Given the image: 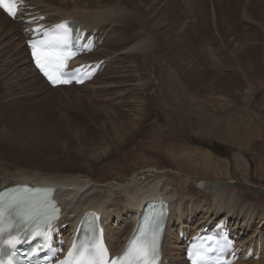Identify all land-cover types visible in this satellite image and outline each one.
<instances>
[{
	"label": "rangeland",
	"instance_id": "rangeland-1",
	"mask_svg": "<svg viewBox=\"0 0 264 264\" xmlns=\"http://www.w3.org/2000/svg\"><path fill=\"white\" fill-rule=\"evenodd\" d=\"M37 1L48 9L55 4L83 15L106 5H119L118 0L101 5L98 0ZM49 3L53 5L50 8ZM135 3L138 11L142 9L138 16L153 22L154 30H150L161 37L162 43L155 54L134 51V42L146 37L144 27L135 31L125 28L123 34L107 23L103 29L105 42L96 55L108 57V65L90 87L58 91L44 88L40 95L50 93L46 94L48 98L44 95L21 105L19 93L25 86L19 90L11 86V79L4 73L8 59L0 46L1 173L52 171L67 162L80 173L87 157L101 151L104 139L109 143L114 136L113 131L102 129L107 114L101 111L102 118L97 122L94 111L110 106L121 125L134 119L138 103L146 102L151 114H143L147 119L129 135L128 143L120 146L116 141L106 157L91 162V175L96 179L93 182L122 187L135 181L146 184L158 177L170 180L173 184L168 187L175 186L179 194L185 190L197 197L196 204L206 196L201 191L206 182L227 185L251 207L249 216L258 218L246 229L247 235L253 238L263 233L264 237V222H260L255 209L256 205L264 207V0H173L172 7L166 4L168 15L153 14L155 11L143 15L149 5L131 0L129 7ZM6 27L12 28L9 24ZM13 43L10 54L22 69L25 53L18 49L20 44L25 47L23 37ZM132 52L128 58L126 54ZM208 71L207 75L203 73ZM195 73L206 80L192 78ZM214 76L220 83L216 87L212 84ZM32 79L34 76L29 77ZM142 82L147 85L138 84ZM35 85L32 83L28 92L35 91ZM88 117L96 123L89 121V128L96 134L85 133L88 144L83 146L73 129L76 124L88 123ZM101 138L92 148L90 142ZM126 197L120 195L118 200L123 202ZM206 201L204 208L194 210L191 221L198 223L203 209L209 206ZM187 203L193 204L194 200ZM129 214H123V221ZM121 222L118 227L124 226Z\"/></svg>",
	"mask_w": 264,
	"mask_h": 264
},
{
	"label": "bare ground",
	"instance_id": "bare-ground-1",
	"mask_svg": "<svg viewBox=\"0 0 264 264\" xmlns=\"http://www.w3.org/2000/svg\"><path fill=\"white\" fill-rule=\"evenodd\" d=\"M50 1L55 3L54 2L55 0H50ZM98 1L99 3L98 2L97 3L100 5H101V2H104V1L105 3L106 2L108 4L110 3V0H98ZM118 1H119L118 6H114L115 4L109 5V6L106 5L100 11H96V12H92L90 14H84V15L71 12V10L64 9L62 6L56 7L55 4L52 9H48L46 8V6H43V5L42 6L39 5V9H42L48 15L47 20L55 21L56 19L59 20L63 17L75 18V19H78L83 24L84 27H87L90 30H92L95 27L97 28L99 27L101 31L102 29H104L107 23L113 24L114 25L113 28L116 27L117 30L121 29V31H123L122 32L123 34L125 32L124 31L125 28L132 29L135 31V30H140L139 28L144 27L143 36H145V33H146V37L144 38L140 37L136 40V42H134L135 45L132 44V46L134 45L136 48L134 51L143 52V53L145 52L147 54H155L158 49L157 46H160L162 42L160 40L161 37L157 35L158 37L157 38L156 35L154 36L155 33L153 34L152 31L150 30V29L154 30V25H152L153 22L148 21L144 16L142 17L138 16L140 14V11L142 12V9L138 11L136 7L137 3H135L133 7L130 8L129 4L131 0H118ZM143 1L149 5L147 9L143 10V15H144V12L151 13L153 11H155L153 14L168 15V13L170 12L168 11L166 4L168 5L170 4L171 7L173 5L172 4L173 0H165L164 2L165 4L163 5L164 7L162 6L161 8H158V5L162 4L163 0H143ZM36 3H39V2L36 1ZM36 3L35 5H37ZM47 6L49 7L53 5L49 3V5L47 4ZM166 18L163 20L166 21ZM7 22H11V21L0 10V42L3 41V43H0V46L4 48V51H2L4 53L3 55H6L7 56L6 58L8 59L4 63V66L7 67L4 70V73L7 72V77L11 79L10 83L13 84L11 86L12 87L17 86L16 90H19V88L22 89L25 86L24 90L20 91V93L18 92L19 94H22V96L20 97L21 99H18L20 101L19 103L21 105L24 103H31L33 101H37V98L44 96V95L46 98H48L46 94L50 95V93H45L43 95H40V94L44 88H51V87L47 84V82L43 79V77L38 73V71L32 66V63L28 56V51L26 50V47L22 46L21 44L18 50L20 52H23V55L25 53V56L23 57L24 66L22 65L23 66L22 69H18V67L16 66L17 61L14 59L15 57H13L12 54H10V50L13 49L14 38L16 34L18 33L16 32V27L10 28L8 30L3 28ZM139 24H142V25L139 26ZM112 31H114V29H112ZM102 35L104 34L102 33ZM20 36L21 35L19 34V37ZM139 42L140 44L136 46V44ZM178 42L180 43V41ZM4 43H6V45H4ZM125 48H127V46ZM132 54L133 52L126 54V56L129 58V56H132ZM99 59H102V58L101 56H97L96 53L88 56V60H99ZM2 70H3V66H2ZM22 70L24 72L23 74H22ZM203 73L207 75V73L209 74V71L203 72ZM200 75L201 74L199 73L198 74L195 73L192 76V78L194 77L197 81L204 82L206 78L200 77ZM30 76H34L35 79L29 80ZM210 76L212 77L213 74L210 73ZM96 79L97 78H95L94 81L86 85L79 86V87H90V85H93L96 82ZM214 79L215 81L212 82L213 86L216 87L220 85L218 79H216L215 76H214ZM32 83L37 84V86L35 85V87H33L35 91L28 92L30 91L29 88L31 87ZM138 84L140 85L144 84V87H145L146 83L142 82ZM71 87H75V86L57 87L53 90L58 91V89L62 90L64 88H71ZM150 101L152 102V100ZM146 105H147L146 102L138 103L137 106H135V112H133V114H135L134 119L131 120V122H128L129 120L128 121L124 120L125 122H122L121 125L117 123L116 119L119 118V116H116L118 115L116 114L117 113L116 110L111 111V109L109 108L110 106H101L97 109V111H94L96 113V118L94 119L95 121H97L96 119H98L99 121L101 120L102 118L101 111H104L105 114H107L106 116L107 120L104 119V121L106 120V122L102 124L103 126L102 129L103 131L107 130V133L113 131L114 136L113 137L111 136L109 140L111 142L109 143L108 141H106V139H104V142H103L104 144L103 146L100 147L101 151L93 152L92 155H89V157H87L86 163H85L86 166H84L81 169L84 172L82 171H80V173L79 171L76 172L75 171L76 168L72 164H70V162L69 163L67 162L68 164L62 163L63 165L57 166V170L55 169L56 168L55 167L52 169V171L20 172L14 175L13 174L9 175L4 172L1 173V168H0V188H2L3 186L7 184H14V183H21V182H43V183L56 184L59 188V198L61 202L63 203L65 212H66V216H65L66 218L64 222H71V221L78 222L80 215L85 209L96 210L101 215H103V220L106 223V227L108 230V237L110 239V242L114 246V249L118 248V244L121 242L120 239L122 237H126L125 235L128 233V228L132 223L129 218L128 219L126 218V221H123L124 220L123 214L130 213V215H132L135 212V209L137 210L139 207L143 206L145 202H147L149 199L157 198L158 196H164L165 198H168L170 201H172L171 202V212H170V217H169L170 225L168 228L167 239L165 241V247L167 248L168 253H169L167 254V256L169 257L170 262L172 263L183 262L182 256H180L179 254H176V255L171 254L172 252L176 251L178 247L176 244L177 234L174 232V222H173L174 220H175V223H178V225H181V228L182 227L187 228L186 231H188V229H190L191 231H195V229L202 226L204 222H209L219 217H223L225 220L228 218L230 219L233 229L242 235V243H244L245 241H254L256 248L258 247V244H261L259 252L261 253L263 257L264 255V242H263L264 237L262 236L263 233L261 234V236L260 234L256 235V238H255L256 240H254V237L251 239V238H246L245 236L247 234L246 229L249 226H251L253 222L258 218H256L255 216H249L248 212L251 210V207H248L245 204L243 196L238 191L233 189V187H228L227 185H217L215 183L212 184L210 182L209 183L206 182L205 185L203 184L204 189L203 190L201 189V191H204V195L206 196H204L196 204L197 201L195 200V198L197 197H195L192 194H188L185 190H181V193L179 194V191L177 190L175 186L173 188L168 187L169 184H173L171 182H168L170 180L166 179L164 181L162 180V178H158V177L149 179L146 184H143L142 182L140 184V182L135 181V182H132L131 185L127 184L122 187H116L114 185H109V184L108 185H97L93 182L96 179H94L91 175V171L93 170V163L91 162L96 163V162H99L104 157H106L107 154L110 151H112L113 144L115 145L116 141H117V144L120 146L121 145L124 146L128 143L129 135L130 134L133 135V132L135 130H139V128L142 127V120L144 121V119H147L145 117H146V114L149 113V111L147 112V108L149 106L146 107ZM116 106L117 105H114V108ZM96 108L97 107H95V110ZM143 114H145L144 118H143L144 116ZM130 116H133V115H130ZM88 118H89L88 123H85V125L83 126H79L80 124H76L74 126L75 129H73L75 133V138H77L78 141L80 140L83 146L88 144V139H87L88 135H86L85 133L89 132V133L96 134L95 131H92L89 128L90 127L89 121L91 118L90 117ZM101 140L102 138L98 140V142H93V143L90 142V144H93L91 147L94 148V145L99 144ZM105 165L107 164H104V166ZM120 195L127 196L125 200H123V202L121 200H118V196ZM193 200H194L193 204L187 203L188 201H193ZM205 200H207L205 204H209V206L205 210L203 209L202 211L203 216L201 218L204 219V221L200 222L201 221V218H200V220L198 219L199 220L198 223L200 222L199 224L197 223V221L192 222L191 219L195 216V214H193L194 210L204 208ZM184 204L186 206H184ZM255 209L258 211L259 217H261L259 218L260 222L261 221L264 222V218H262L264 217V207L258 208L256 205ZM69 213H73V214L75 213V215L71 216L72 214L69 215ZM113 221L116 224H114ZM119 221H122L123 223L122 222L121 223L124 224L125 227L121 229L120 232L113 233V230L115 229V227L118 224H120ZM241 222H243L242 225H241ZM262 257H261V260L259 261H255L252 259L250 261H239L236 264H264V258Z\"/></svg>",
	"mask_w": 264,
	"mask_h": 264
},
{
	"label": "snow or ice",
	"instance_id": "snow-or-ice-1",
	"mask_svg": "<svg viewBox=\"0 0 264 264\" xmlns=\"http://www.w3.org/2000/svg\"><path fill=\"white\" fill-rule=\"evenodd\" d=\"M0 8L12 17H16L19 10L18 0H0ZM57 31L54 34L47 35L45 39L38 42H29L33 48V57L36 62L37 68L49 79V81L56 84L71 83V80L62 79L61 76L66 73L61 72L59 75L54 74V70L62 69L66 67L65 61L69 58V55H61L60 51L68 46L70 29L67 25L61 24L56 26ZM37 44L40 47H37ZM79 82V81H78ZM27 195L23 197H13L8 204V211L19 210L21 219L23 222L33 221L36 218V214L41 211H46L51 208V214L47 217L48 220L56 218L58 209L54 204L44 203L41 207L36 208L31 202L36 199L37 192L29 193L28 189H25ZM3 204V198L0 197V205ZM31 205V206H28ZM5 209L0 206V221L3 220ZM5 229L0 227V236L3 235ZM158 231L143 232L138 236H134L133 239L126 246L125 250L120 256L108 257V252L103 243H98L93 248L85 249L83 246L77 250V254L80 256L77 264H158L160 256V248L158 242ZM19 240H0V250H3L5 246L15 248L19 244ZM74 249L76 246H73ZM73 253L70 252L71 256ZM192 253L190 255H196ZM0 264H4L3 260H0ZM8 264H12L9 260ZM194 264H200V261H194ZM220 264V262H217Z\"/></svg>",
	"mask_w": 264,
	"mask_h": 264
}]
</instances>
